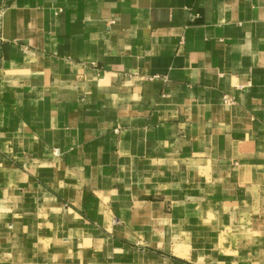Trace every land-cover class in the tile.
Instances as JSON below:
<instances>
[{
	"label": "crops",
	"instance_id": "obj_1",
	"mask_svg": "<svg viewBox=\"0 0 264 264\" xmlns=\"http://www.w3.org/2000/svg\"><path fill=\"white\" fill-rule=\"evenodd\" d=\"M0 264H264V0H0Z\"/></svg>",
	"mask_w": 264,
	"mask_h": 264
}]
</instances>
